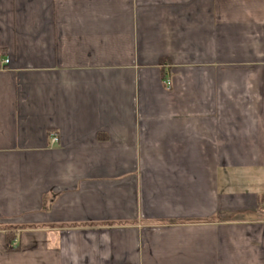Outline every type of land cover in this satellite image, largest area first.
<instances>
[{
  "label": "crops",
  "instance_id": "crops-1",
  "mask_svg": "<svg viewBox=\"0 0 264 264\" xmlns=\"http://www.w3.org/2000/svg\"><path fill=\"white\" fill-rule=\"evenodd\" d=\"M0 264H264V0H0Z\"/></svg>",
  "mask_w": 264,
  "mask_h": 264
},
{
  "label": "built area",
  "instance_id": "built-area-1",
  "mask_svg": "<svg viewBox=\"0 0 264 264\" xmlns=\"http://www.w3.org/2000/svg\"><path fill=\"white\" fill-rule=\"evenodd\" d=\"M4 62L5 63H9L10 62V58H6L4 60ZM57 139L58 138L56 136L53 137V140L54 141L57 140ZM8 247L10 249H16V248H18L19 247V237L16 236L15 238H13V240L9 243Z\"/></svg>",
  "mask_w": 264,
  "mask_h": 264
},
{
  "label": "trees",
  "instance_id": "trees-1",
  "mask_svg": "<svg viewBox=\"0 0 264 264\" xmlns=\"http://www.w3.org/2000/svg\"><path fill=\"white\" fill-rule=\"evenodd\" d=\"M51 198H52V197H51ZM52 202H53V199H51V203H50V204H52ZM50 206H51V205H47V206H46V209H49Z\"/></svg>",
  "mask_w": 264,
  "mask_h": 264
}]
</instances>
